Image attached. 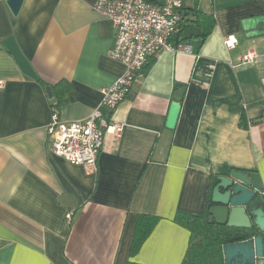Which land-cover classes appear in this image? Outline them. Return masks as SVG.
Here are the masks:
<instances>
[{"label":"crops","instance_id":"obj_1","mask_svg":"<svg viewBox=\"0 0 264 264\" xmlns=\"http://www.w3.org/2000/svg\"><path fill=\"white\" fill-rule=\"evenodd\" d=\"M7 1L0 0V264H182L191 233L176 216L204 215L216 176L256 173L264 197V122L252 124L264 118V36L247 38L242 29L243 20L264 16V0H184L179 42L188 48L161 52L114 111L100 106L102 90L124 66L107 55L117 30L94 10L96 0H24L18 15ZM195 10L215 19L203 42L189 15ZM248 54L254 58L244 62ZM178 84L186 93L170 130ZM64 88L62 121L100 108L124 125L120 138L107 135L95 173L51 151L54 94ZM139 215L159 221L131 255Z\"/></svg>","mask_w":264,"mask_h":264},{"label":"built area","instance_id":"obj_2","mask_svg":"<svg viewBox=\"0 0 264 264\" xmlns=\"http://www.w3.org/2000/svg\"><path fill=\"white\" fill-rule=\"evenodd\" d=\"M184 0H96L94 10L110 21L117 30L116 42L107 55L124 66L123 74L102 90L100 106L114 111L132 93L151 62L163 51L180 52L188 47L175 45L182 29ZM237 40L229 37L225 45L235 48ZM253 55L244 57L251 62ZM3 83L0 82V88ZM51 151L72 165L82 166L88 173L98 169V158L108 134L120 138L124 125L116 123L100 108L86 119L66 123L54 110L48 128ZM72 218V213L67 214ZM3 242L0 239V252Z\"/></svg>","mask_w":264,"mask_h":264},{"label":"water","instance_id":"obj_3","mask_svg":"<svg viewBox=\"0 0 264 264\" xmlns=\"http://www.w3.org/2000/svg\"><path fill=\"white\" fill-rule=\"evenodd\" d=\"M14 15H18L24 0H8ZM264 16L248 18L242 21V29L247 38L264 36ZM51 95V88L47 89ZM186 93L183 84L177 85V94L171 106L167 128L174 130L178 123L181 106ZM261 180L256 173L232 171L218 176L208 211L210 224L235 229L258 230L252 239L224 246L225 264H264V197Z\"/></svg>","mask_w":264,"mask_h":264},{"label":"trees","instance_id":"obj_4","mask_svg":"<svg viewBox=\"0 0 264 264\" xmlns=\"http://www.w3.org/2000/svg\"><path fill=\"white\" fill-rule=\"evenodd\" d=\"M189 15L196 17L195 23L202 27V42L211 33L215 27V19L211 15H207L200 11H193ZM184 19L182 20V25ZM182 27V26H181ZM182 30V29H181ZM174 40V44L177 46L180 43L179 36ZM185 40V39H184ZM184 42V41H183ZM69 88H64L60 92H56L55 97L57 99L56 104L53 105L54 110H59L65 103L66 95ZM264 122V118H259L252 122L253 125H257ZM242 126L246 125L245 117L240 120ZM216 178L212 185V192L216 184ZM212 194V193H211ZM211 197L208 199V210L202 216H189L185 214H178L176 216V222L186 227L191 233V240L186 257L182 264H225L224 246L227 244L242 242L252 239L258 235L256 228L252 229H235L227 226H219L217 224H210L208 220V211L211 206ZM264 209V204L262 205ZM159 218L150 215H139L137 218L136 228L134 232L133 242L131 246V255H135L142 244L150 236ZM133 264V263H131Z\"/></svg>","mask_w":264,"mask_h":264}]
</instances>
